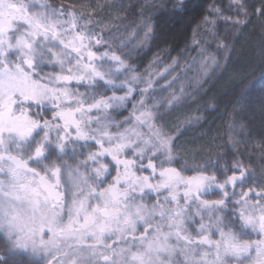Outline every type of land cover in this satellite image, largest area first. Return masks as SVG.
Returning a JSON list of instances; mask_svg holds the SVG:
<instances>
[{
  "label": "snow or ice",
  "instance_id": "obj_1",
  "mask_svg": "<svg viewBox=\"0 0 264 264\" xmlns=\"http://www.w3.org/2000/svg\"><path fill=\"white\" fill-rule=\"evenodd\" d=\"M105 7L0 0V264H264V165H245L251 133L236 119L259 112L264 160V83L205 101L230 109L224 151L181 143L203 114L170 123L228 71L219 24L246 27L244 0H213L175 57L146 63L157 5H128L140 19L127 22Z\"/></svg>",
  "mask_w": 264,
  "mask_h": 264
},
{
  "label": "trees",
  "instance_id": "obj_2",
  "mask_svg": "<svg viewBox=\"0 0 264 264\" xmlns=\"http://www.w3.org/2000/svg\"><path fill=\"white\" fill-rule=\"evenodd\" d=\"M55 2L75 5L84 12H91V5H105L106 7L103 12L97 10L99 16H104L109 10V7L115 6L112 15L126 17L125 22L132 19L138 21L140 17L136 16L134 11L129 12L122 9L131 4L134 5L136 11H138L145 4V0H55ZM152 2L157 5V7L148 14L152 15L157 35L151 42V51L142 57L145 63L153 53L159 52L160 49L165 47L172 48L173 51H171V56L175 57L177 52L183 48L189 29L201 18V16L206 14L204 12L205 6L212 3L213 0H152ZM214 2L218 5H222L225 9L229 5V0H214ZM244 3L251 21L246 27L233 28L232 25H225L223 23L219 24L221 40L234 43V50L231 52V60L228 64V71L223 74L222 78L217 79L216 77H213L209 83L205 85V89L211 88L207 97L199 95L190 97L183 113H177L170 121V123L177 120L183 121L187 117L201 114L206 117L205 120L200 121V124L204 125L203 127H193L188 129L181 140V143L188 141L189 143L187 146L192 149L198 148L201 145H209V142H211L217 145L212 148L214 154L215 152L224 151V140L228 139V124L231 121L230 109L226 110L223 105H220L218 111L209 112L203 107L205 101L208 103H215V101L212 100V97L214 95H222L233 85L238 90L240 87L248 84L249 81H253L256 88L259 89L260 84L264 83V62H262V58L254 63L253 61L250 63H242L243 61L239 62L236 59L238 56H241L244 59L252 57L254 46L259 44L262 37L263 42L262 44L260 43V47L262 46V49L264 50V16H260L256 12L257 9L264 5V0H244ZM224 15L235 18V7L233 6L232 11H225ZM240 19H245V17L241 16ZM117 23H119V21H117ZM226 28H233V30L226 33ZM131 31L132 29H129L128 32H123L122 29L123 37L129 38V33ZM201 31L204 30L201 29ZM142 34L143 33L141 32L140 35ZM206 38L210 39V37ZM138 39L139 36L132 39V44H136ZM217 42L218 41L212 42L211 47L208 49L209 52L216 53ZM246 45L249 50L248 54L244 51ZM129 47H131V45H129ZM161 55L165 54L161 53ZM194 55V52H186L184 56L181 57V62L183 63ZM218 58L222 59V56H219L218 54ZM164 63H170L167 56H165ZM163 66L164 64H161L160 68ZM143 68L144 65L141 66L140 71H143ZM177 71H179V69ZM195 71L196 65H193L191 71L188 72V76H192ZM229 74L232 75L233 79L224 80ZM172 75H176V72H173ZM239 80H243V83L236 84L235 82ZM164 82L165 81L163 80L161 81L162 84ZM182 82L183 81H179L178 84ZM163 95H167V93H164ZM197 108H199V111H197ZM236 119L238 123H242L246 126V136L249 132L251 133V135L248 136L247 144L240 145L241 148H245L250 154L249 157L244 159V163L246 166H250L254 171L259 173L261 165H264V160L260 159L261 151L258 144V141L261 139V124L258 123L259 120L254 118L253 115L242 114L240 117H236ZM168 131H171V129H168ZM219 137H223V139H220ZM0 250H2V246H0Z\"/></svg>",
  "mask_w": 264,
  "mask_h": 264
},
{
  "label": "rangeland",
  "instance_id": "obj_3",
  "mask_svg": "<svg viewBox=\"0 0 264 264\" xmlns=\"http://www.w3.org/2000/svg\"><path fill=\"white\" fill-rule=\"evenodd\" d=\"M164 29V28H163ZM262 42H263V37L261 38V41L259 42V44L258 45H255L254 46V49H253V55H252V57H249V58H242L241 56H238V57H236V59L240 62H242V63H250V62H252L253 61V63L254 62H257V61H259V59L261 58V52L262 51H264L263 49H262V46L260 47V43L262 44ZM248 47H247V45L244 47V51L246 52V54H248V52H249V50L247 49ZM231 79H233L232 78V75L231 74H229L224 80H231ZM221 83V82H220ZM219 83V84H220ZM253 117L254 118H256V119H258L259 121H258V123L259 124H261L262 123V117L260 116V114H259V112H256L254 115H253Z\"/></svg>",
  "mask_w": 264,
  "mask_h": 264
}]
</instances>
